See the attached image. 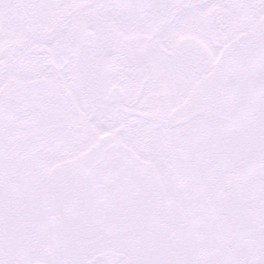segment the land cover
Masks as SVG:
<instances>
[{
    "label": "snow or ice",
    "instance_id": "obj_1",
    "mask_svg": "<svg viewBox=\"0 0 264 264\" xmlns=\"http://www.w3.org/2000/svg\"><path fill=\"white\" fill-rule=\"evenodd\" d=\"M0 264H264V0H0Z\"/></svg>",
    "mask_w": 264,
    "mask_h": 264
}]
</instances>
